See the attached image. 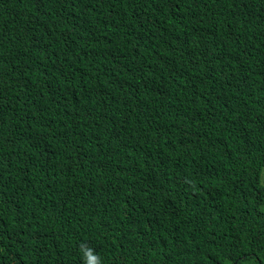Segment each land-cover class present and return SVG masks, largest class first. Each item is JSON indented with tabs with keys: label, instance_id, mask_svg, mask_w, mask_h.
Returning a JSON list of instances; mask_svg holds the SVG:
<instances>
[{
	"label": "trees",
	"instance_id": "1",
	"mask_svg": "<svg viewBox=\"0 0 264 264\" xmlns=\"http://www.w3.org/2000/svg\"><path fill=\"white\" fill-rule=\"evenodd\" d=\"M264 0H0V264H264Z\"/></svg>",
	"mask_w": 264,
	"mask_h": 264
},
{
	"label": "clouds",
	"instance_id": "2",
	"mask_svg": "<svg viewBox=\"0 0 264 264\" xmlns=\"http://www.w3.org/2000/svg\"><path fill=\"white\" fill-rule=\"evenodd\" d=\"M80 252L84 258V264H102L100 256L86 242L81 243Z\"/></svg>",
	"mask_w": 264,
	"mask_h": 264
},
{
	"label": "rangeland",
	"instance_id": "3",
	"mask_svg": "<svg viewBox=\"0 0 264 264\" xmlns=\"http://www.w3.org/2000/svg\"><path fill=\"white\" fill-rule=\"evenodd\" d=\"M262 180H264V173H262Z\"/></svg>",
	"mask_w": 264,
	"mask_h": 264
}]
</instances>
